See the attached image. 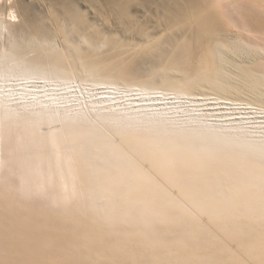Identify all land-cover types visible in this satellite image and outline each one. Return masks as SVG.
<instances>
[{
    "label": "bare ground",
    "instance_id": "obj_1",
    "mask_svg": "<svg viewBox=\"0 0 264 264\" xmlns=\"http://www.w3.org/2000/svg\"><path fill=\"white\" fill-rule=\"evenodd\" d=\"M0 25V264H264V126L227 97L264 103V0H0Z\"/></svg>",
    "mask_w": 264,
    "mask_h": 264
},
{
    "label": "rangeland",
    "instance_id": "obj_2",
    "mask_svg": "<svg viewBox=\"0 0 264 264\" xmlns=\"http://www.w3.org/2000/svg\"><path fill=\"white\" fill-rule=\"evenodd\" d=\"M15 21H17V19ZM230 30L231 31L227 32V34H225V35H226V37L228 39L232 40V42H233V44H235L236 48L228 49L229 51L227 52L228 53L227 59H229V61L233 60L232 61L233 63H237V64L246 63L247 64V61L251 60L252 57L254 58L255 55L253 54L251 49L246 44H244V42H242V40L239 41V37L237 38L238 34L236 33V31L233 28H230ZM9 39L10 38H9L8 32L4 31L1 28V25H0V55H1V52H2V47L4 45H6V46L8 45ZM233 50H235V51H233ZM25 56H26L25 60H31L32 58H34L35 52L30 51V50H26ZM58 75L59 74H55V73L54 74H50V77H49L50 83H55V81L57 80L56 77H59ZM61 75H62L61 77H63L65 81H67L69 83H73L74 85H77L78 82H76V81H78V79L77 80H71V77L69 75H67V74H61ZM87 83H90V82H87ZM119 87H120V85H119ZM97 88H101V87H99V86L97 87L96 86L95 87L96 90L92 91L93 94H98L100 92H104L105 91V89H103V88H102V90H99ZM154 88L156 89L157 87H154ZM263 93H264V91H263ZM194 95L195 96H191V97L192 98H194V97L203 98L205 100L211 98V100L200 101V102H203L205 104H208V105H206L204 107H208V108L209 107L210 108L213 107L214 109H216L215 112H220L221 114L227 111V110L221 109V107L224 106L222 104H216V105L210 104V103H216L215 100L214 101L212 100V98L213 99L216 98V95L213 94L211 91H209L207 89H205V90L204 89L197 90V91L194 92ZM227 97H228V100H233V101H236L238 103H242V105H241L242 109L234 110L235 112H238V113L240 112V113H243L242 114L243 116H249L250 118H253L251 120H254V122L255 121L261 122V123L255 124L254 126H259V125L264 126V103L263 102L255 101L250 95L248 96L246 94H232V95L227 96ZM187 101H190V100H187ZM243 103H244V105L247 104V103H250L251 106H255L256 108L254 109V107H253V109H254L253 110L250 107V109H249V107L247 105L244 106ZM254 104H257L259 106L254 105ZM243 108H245V109H243ZM229 111L232 112V110H229ZM257 115H259L260 118H256V117H259ZM261 117H263V118H261ZM220 120H222V119H220ZM213 123H219L220 124V123H223V122L222 121L221 122H217V121L214 122L213 121ZM253 130H256V131H262L263 130L262 132H264V129L253 128ZM258 135L262 136L263 133L262 134H258ZM11 179L13 180V186L16 189H18L19 185H20L19 177L15 175V176H11ZM15 192L16 193L14 195H16L17 197H14V198H16L18 200H21L20 201L21 203H24V204H27V205H31V206L32 205H41V204L46 205L47 201H46V197L45 196H41V197L38 198V197H35V195L34 196L33 195L32 196H25V195L19 193L17 190ZM66 204L67 203H65V205ZM230 245L232 246V244H230Z\"/></svg>",
    "mask_w": 264,
    "mask_h": 264
}]
</instances>
